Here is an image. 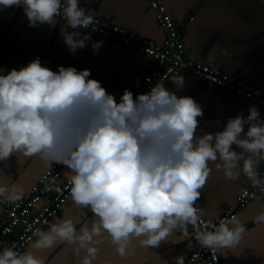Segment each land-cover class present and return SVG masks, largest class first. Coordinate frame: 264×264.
I'll use <instances>...</instances> for the list:
<instances>
[{
    "label": "clouds",
    "instance_id": "9594fccd",
    "mask_svg": "<svg viewBox=\"0 0 264 264\" xmlns=\"http://www.w3.org/2000/svg\"><path fill=\"white\" fill-rule=\"evenodd\" d=\"M80 4L0 0V10L21 9L29 28H53L63 16L60 35L69 52L90 45L96 55L103 41L93 42L92 33L77 31L92 26L96 12ZM90 77L86 68L57 65L52 70L39 57L19 69L0 67V174L13 156L18 161L35 157L46 169L63 166L65 179L58 183H67L73 207L88 217L82 223L78 214L69 215L47 231L36 229L30 248L64 244L79 258L76 264H113L101 258V245L110 244L123 262L136 247L159 248L177 230L182 234L178 239L189 238L190 225L202 249L236 247L246 232L238 217L209 221L201 229L203 209L197 205L213 169L228 181L243 177L264 192L258 172L264 164V118L258 107L250 105L246 116L229 117L221 131L201 132L202 105L177 94L185 86L182 75L168 80L176 91L157 82L146 93L124 89L119 100ZM24 195L23 187L0 183V203L12 204ZM254 222L264 225V211ZM185 259L177 256L175 264ZM0 264L46 260L0 240Z\"/></svg>",
    "mask_w": 264,
    "mask_h": 264
},
{
    "label": "crops",
    "instance_id": "0c3cea01",
    "mask_svg": "<svg viewBox=\"0 0 264 264\" xmlns=\"http://www.w3.org/2000/svg\"><path fill=\"white\" fill-rule=\"evenodd\" d=\"M162 2L182 33L184 52L188 59L222 70L238 81L264 92V11L259 0ZM80 6L96 12V17L113 25L129 29L158 44L164 42V33L147 0H91L89 4L81 0ZM63 27L64 24L57 21L53 28L47 25L29 28L21 9L0 10V67L19 69L39 57L42 65L52 70H56L57 65L74 66L78 70L86 68L91 71L90 78L100 81L102 87L114 94L117 100L132 83L134 76L145 72L148 58L142 52L132 51L115 43H105L94 35H91L93 42L103 41L98 54L93 55L90 45L84 50H77L75 54L70 53L60 35ZM65 30L72 31L67 28ZM4 39L18 41L23 44L24 49L12 48ZM179 75L184 76L185 86L177 94L194 97L203 107L201 132L221 131L229 117H235L238 112H243L246 116L248 107L253 105L245 98L219 89L186 71ZM138 88L136 85V89ZM167 88L176 91L173 84L167 85ZM258 109L261 118H264V110ZM217 120L221 121L220 126L216 125ZM7 164L4 173L0 174V183L17 184L24 188L25 195L38 177L48 170L35 157L27 160L19 157L18 161L13 156ZM66 171L67 169L63 170L61 180L65 179ZM248 187L249 184L244 182L243 177L241 180L228 181L221 172L213 169L199 199L204 216L209 220L218 219L235 207L238 194ZM261 211H264V193L251 200L237 215L246 232L242 234L236 247L220 250L223 264H264V225L254 222V217ZM77 214L82 223L88 219L68 199L50 224ZM188 233L189 238L181 240L178 239L182 235L181 231L177 230L176 236H170L159 248L136 247L134 254L123 262L116 257L113 247L108 243L100 246V256L113 261V264H164V261L175 264L177 256L187 259L193 251L189 229ZM30 245L23 253L30 251L37 258L45 259L46 264H76V259H79L64 244L50 250L33 249Z\"/></svg>",
    "mask_w": 264,
    "mask_h": 264
},
{
    "label": "built area",
    "instance_id": "2783aa9c",
    "mask_svg": "<svg viewBox=\"0 0 264 264\" xmlns=\"http://www.w3.org/2000/svg\"><path fill=\"white\" fill-rule=\"evenodd\" d=\"M149 8L155 14V20L164 33V42L158 44L139 34L109 23L99 17L94 18V24L87 29L78 30L97 36L105 43H115L132 51L142 52L148 58L145 72L136 74L132 83L126 87L134 94L146 93L150 87L157 82L166 83V87L171 82L169 79L179 76L182 71L197 76L204 82L216 86L219 89L245 98L258 108L264 110V92L260 89L238 81L231 75L225 74L222 70L213 68L209 65L196 63L188 59L184 52V43L182 33L172 20L162 0H147ZM264 11V0H259ZM57 21L65 24L63 16L57 17ZM96 31V32H94ZM94 32V33H93ZM10 47L23 50V44L13 39H4ZM28 54V53H26ZM139 88L136 89V85ZM119 100V99H118ZM60 165H54L52 169L46 170L41 174L36 182L31 185L28 193L19 201L9 204L0 203L2 218L0 219V240L6 239L7 244L15 242L17 251L23 253L24 250L37 237L33 235L36 229L45 230L51 220L57 216L63 209L66 201L69 199L68 185L59 184L63 170ZM261 179H264V164L259 170ZM59 186L62 192H56L55 188ZM259 188L249 184L247 189H242L236 198V205L233 209L225 212L218 219L209 220L203 215L199 228L211 221L218 224L219 219L231 218L242 211L247 204L256 196L262 195ZM198 207H201L198 201ZM47 222V223H46ZM31 226V229H29ZM191 239L193 241V251L184 261V264H223L220 250H206L199 247L194 234L193 226H188ZM206 230H212L208 227Z\"/></svg>",
    "mask_w": 264,
    "mask_h": 264
}]
</instances>
